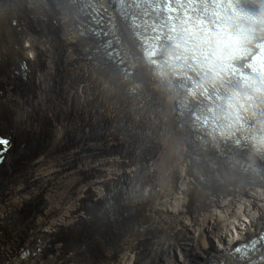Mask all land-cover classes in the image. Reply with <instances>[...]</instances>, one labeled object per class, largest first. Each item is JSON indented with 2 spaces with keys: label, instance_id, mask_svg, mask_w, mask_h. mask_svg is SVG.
Returning a JSON list of instances; mask_svg holds the SVG:
<instances>
[{
  "label": "bare ground",
  "instance_id": "1",
  "mask_svg": "<svg viewBox=\"0 0 264 264\" xmlns=\"http://www.w3.org/2000/svg\"><path fill=\"white\" fill-rule=\"evenodd\" d=\"M51 1L49 8L46 0H0V70H6L0 77V110L4 113L9 110L13 116L11 124L0 117V129L17 140L18 136L25 135L28 143L36 142L42 127L50 124L49 131L56 136L54 144L69 133L80 137L71 145L65 141L64 146L69 150L61 157L51 156L54 145L45 148L0 187V264H173L169 254L182 252L177 250L182 245L196 253L197 261L209 264L203 239L200 240L204 227L198 226L200 219L209 213L214 215L206 218L205 225L210 218L230 217L232 212L235 217L234 222L219 230L216 244L210 242L212 250H232L236 244L253 237L264 226V182L252 179L251 174L238 167L228 170L224 176L218 168L215 175L210 174L209 162L193 158L196 154L188 145L189 133L187 135L181 125L184 121H176V104L168 99L167 91L151 73L135 41L121 30L123 48L117 46V49L126 61L131 55L124 74H132L119 79L114 71L119 69L113 63L114 57L102 58L100 53L93 52L98 38H91L83 31L84 17L78 23L80 31H76L77 22L70 3ZM253 2L258 13L264 9V0ZM42 16H48L47 21H43ZM49 21L54 24V30L50 29ZM184 58L185 55L178 52V62ZM19 64L26 68H20ZM169 76L166 81L171 83ZM20 80L30 83L29 91L17 90ZM132 83H138L141 90L134 98L126 91ZM53 87H58L61 94ZM201 101V94L189 89L181 96L180 108L187 110ZM36 109V115H32L30 112ZM4 113L0 112V116ZM97 113L101 116V134L95 131L96 127L85 126V120L90 121ZM120 118L130 121L134 129L130 134L115 131ZM146 140L156 150L154 157L145 158L151 162L146 169L154 186L145 194L138 193L129 202L124 215L127 226L119 233L116 243L112 244V239L105 237L102 244L96 245L100 246V251L86 252L88 245L79 246L77 242L88 240L85 234L95 227L98 217L92 209H82L85 195L94 208L110 191L113 181L125 175L143 186L145 174L137 172L141 168L138 159ZM85 147L89 149L87 156H93L98 147H103L100 152L109 155H104L92 166L78 167L71 174L59 175L60 163L69 157L84 155ZM251 157L250 166L254 165L253 158L260 156ZM10 159L11 156H6L0 167L5 168ZM66 179L69 180L61 192L58 187ZM243 193H247L244 196L255 195V200L242 196ZM38 194L43 195V201L28 212V220L5 228L11 218L13 222L17 220L30 199ZM183 199L187 210L179 213L177 205ZM64 204L69 211L66 214L64 210L58 217L56 213L64 209ZM223 207L225 209H220ZM170 212L176 214L177 220H185L188 216V223L194 229L186 237L179 231L181 237L175 244L177 235L165 237L167 231L159 228L160 224L167 225L168 230L174 226L175 216ZM85 215H91L88 222ZM140 223L147 227L143 228ZM79 226H84L86 232L73 243L67 234ZM116 232H113L115 236ZM102 233L104 231L92 233L90 242L94 243ZM180 238L184 243H179ZM129 241L134 242L132 248H126ZM40 242H45L46 246L34 253ZM182 257L187 258L184 252ZM185 258L182 259L190 264L189 255Z\"/></svg>",
  "mask_w": 264,
  "mask_h": 264
},
{
  "label": "clouds",
  "instance_id": "2",
  "mask_svg": "<svg viewBox=\"0 0 264 264\" xmlns=\"http://www.w3.org/2000/svg\"><path fill=\"white\" fill-rule=\"evenodd\" d=\"M259 34H264V9L255 15L238 14L227 22L224 34L212 38V53L207 62L198 68L201 75L193 85V93L206 95L209 90L220 88L224 68L247 54ZM182 51L183 44L177 43L166 53L157 69L162 79L180 72L177 56ZM208 117L210 134L231 139L246 133L252 154L264 153V63L257 60L250 69V75L222 91L209 107Z\"/></svg>",
  "mask_w": 264,
  "mask_h": 264
},
{
  "label": "rangeland",
  "instance_id": "3",
  "mask_svg": "<svg viewBox=\"0 0 264 264\" xmlns=\"http://www.w3.org/2000/svg\"><path fill=\"white\" fill-rule=\"evenodd\" d=\"M46 4H47V6L50 8L51 7V3H48V2H46ZM73 26V25H72ZM53 28V26H51L50 27V29H52ZM82 28V27H81ZM83 28H84V26H83ZM82 28V29H83ZM52 30H54V29H52ZM77 30L78 31H80L79 30V27L77 28ZM83 31L86 33V31H85V29H83ZM61 35V34H60ZM32 36V35H31ZM138 57H139V55H137ZM131 57V55H128V58H127V61L129 60V58ZM25 87H28L26 84H24V83H18V88L19 89H23V88H25ZM53 88H55V91L56 92H58V93H60V91H59V88L58 87H53ZM160 92V91H159ZM159 92L157 93V94H159ZM61 94V93H60ZM66 97V99H67V96H68V94L66 93V95H65ZM36 97V96H35ZM63 104V106H64V104L65 103H62ZM136 104H138V101L136 102ZM0 112H3L4 113V111L3 110H0ZM137 112V111H136ZM36 121H39V120H36ZM96 120L94 119L93 120V122H95ZM128 122V121H127ZM184 128V127H183ZM184 130H185V128H184ZM95 131L98 133V128H96L95 129ZM185 133L188 135V133L186 132V130H185ZM114 136V135H113ZM38 139V138H37ZM41 139H39L38 141L39 142H37V143H35V145L33 144V145H28V144H23V142H22V144L24 145V147L23 148H18V149H16L15 150V152H14V154H13V160H12V162H11V165L9 166V167H11V168H14V169H16V168H20V167H22L24 164H26L30 159H32L33 158V156H37L38 154H39V152L44 148V145H43V142H42V140L40 141ZM124 145H125V143L123 142V141H121ZM28 145V146H27ZM34 146V147H33ZM33 147V148H32ZM37 147H39V148H37ZM41 147H43V148H41ZM31 150V152H30V150ZM39 149V150H38ZM21 150V151H20ZM27 150V151H26ZM35 150V151H34ZM37 151V152H36ZM150 151H151V148H150V150L149 151H147L145 154H144V156H149V153H150ZM23 152V153H22ZM30 152V153H29ZM20 153H22V154H24L25 156H20L19 154ZM19 155V156H18ZM27 155V156H26ZM29 155V156H28ZM20 162H22V163H20ZM19 163V164H18ZM8 169H10V168H8ZM249 193V192H248ZM244 194H247V193H243V194H241L242 196H244ZM240 195V196H241ZM244 197H247L249 200H255L254 199V197H256L255 195H247V196H244ZM85 199H84V201L86 200V197H84ZM39 203V202H41V198H39V197H36V199L34 198L31 202H30V204H29V206H28V209H32V208H34L35 206H37V203ZM184 199H183V201H180L179 203H178V205H177V211L179 212V213H182V212H185V210H187V205L186 204H184ZM33 203V204H32ZM131 206V205H130ZM220 209H225L224 207L223 208H220ZM131 210H132V207H131ZM172 210H174V209H172ZM234 211H236V209H234ZM171 214H173L174 216H175V218H174V221L172 220V222L174 223V226L172 227V228H170L169 230H168V226L167 225H165V224H160L159 225V228L162 230V231H167L166 232V235H165V237H169V238H173L174 236H175V234L177 235V237H176V240H174V243L173 244H175V243H178V238L179 237H181V235L180 234H178L179 233V231H183V233H181V234H183L185 237L186 236H190V234H191V232L193 233L194 232V229H193V226H191V224L190 223H188L189 222V220H190V218L188 217V216H186L184 219L185 220H177V217H176V214L175 213H172V212H170ZM233 213V212H232ZM232 213H231V216L230 217H221V218H218V217H216V218H214V219H212V218H210V220L208 221V223L205 225V220H206V218L207 217H210V216H212V215H214L213 213H209V214H207V215H205V216H203L201 219H200V224L198 223V226H203L204 227V232L202 233V232H200L199 230H197V232L198 233H202V238H200V240L201 239H203V244H204V246H203V244H201V246H203V248L206 250V252H207V250L209 249V247L211 246L210 245V242L212 241L214 244H216V237L218 236V233L220 232L219 230L222 228V227H224V225H228L229 223H231V222H234L235 220V217L234 216H232ZM181 222V223H180ZM178 224V225H177ZM183 224V225H182ZM140 225L143 227V228H146L147 227V225H145V223H140ZM183 226H186L187 227V229H185V228H183ZM175 228V229H174ZM178 228H179V230H178ZM250 229H254V228H249L248 230H250ZM118 229H116L114 232H116ZM177 230H178V232H177ZM171 231H172V233H171ZM175 232V233H174ZM91 234V233H90ZM173 234V235H172ZM179 235V236H178ZM164 237V238H165ZM188 239V238H187ZM208 243H206V242ZM184 243V240H182L181 238L179 239V243ZM130 244V245H129ZM133 245H134V242L133 241H129L128 243H127V245H126V248H132L133 247ZM167 245V244H166ZM218 245V244H217ZM132 246V247H131ZM207 246V247H206ZM183 248V249H182ZM188 249H189V251H188ZM177 250H182V252H180V251H173L172 253H170L169 254V259L173 262V264H187L182 258H185V257H182V255H183V252H184V256H186L187 258H188V255H189V262H190V264H205L202 260H200L199 259V261H197V255H196V253L191 249V248H189V246H185V245H182V247L180 248V249H177ZM159 252H161V250L159 249ZM180 253H181V255H180ZM187 258H185V260L187 259ZM182 259V260H181ZM184 261V262H183ZM159 264H162V263H159Z\"/></svg>",
  "mask_w": 264,
  "mask_h": 264
},
{
  "label": "snow or ice",
  "instance_id": "4",
  "mask_svg": "<svg viewBox=\"0 0 264 264\" xmlns=\"http://www.w3.org/2000/svg\"><path fill=\"white\" fill-rule=\"evenodd\" d=\"M5 144L9 145L10 147V139L7 137H0V164L3 163V160L5 159L4 153L8 150V148L3 147ZM256 241L251 242L252 246H255ZM237 251H242L244 254L247 253L248 248L245 247L244 249H237Z\"/></svg>",
  "mask_w": 264,
  "mask_h": 264
}]
</instances>
